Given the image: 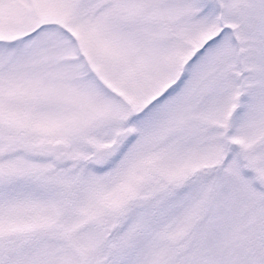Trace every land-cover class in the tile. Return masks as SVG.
<instances>
[{
	"label": "snow or ice",
	"instance_id": "1",
	"mask_svg": "<svg viewBox=\"0 0 264 264\" xmlns=\"http://www.w3.org/2000/svg\"><path fill=\"white\" fill-rule=\"evenodd\" d=\"M0 264H264V0H0Z\"/></svg>",
	"mask_w": 264,
	"mask_h": 264
}]
</instances>
